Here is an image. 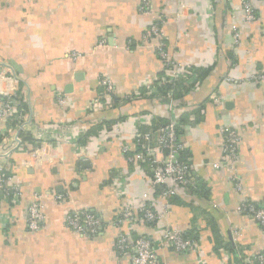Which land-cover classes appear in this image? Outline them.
<instances>
[{
    "label": "crops",
    "instance_id": "crops-1",
    "mask_svg": "<svg viewBox=\"0 0 264 264\" xmlns=\"http://www.w3.org/2000/svg\"><path fill=\"white\" fill-rule=\"evenodd\" d=\"M150 1L145 13L142 0H0V69L16 77L11 86L28 118L23 148L9 158L22 195L0 192V264H133L132 254L117 250L121 233L150 239L155 264H247L264 251V229L237 211L242 202L264 206V80H249L264 70V0ZM247 1L253 21L245 18ZM157 17L170 50L195 77L173 102L152 92L165 74L158 38H146ZM103 76L116 99L91 110L106 98ZM172 118L188 144L191 184L159 224L120 222L125 207L150 190L146 163L129 162L122 144ZM9 125L0 120V139ZM60 125L66 129L53 134ZM223 127L240 135V189L229 169L213 166L223 157ZM45 129L41 142L34 135ZM38 196L45 220L31 231L28 208ZM77 211L98 216L100 231L73 229L66 218ZM162 227L197 238L198 246L162 245Z\"/></svg>",
    "mask_w": 264,
    "mask_h": 264
},
{
    "label": "built area",
    "instance_id": "built-area-1",
    "mask_svg": "<svg viewBox=\"0 0 264 264\" xmlns=\"http://www.w3.org/2000/svg\"><path fill=\"white\" fill-rule=\"evenodd\" d=\"M245 18L247 21L255 19V11L252 3L247 1L244 3ZM141 10L145 13L152 11L150 0H142ZM146 38H158L156 50L165 66V74L161 77L160 84H170V90L165 93L164 97L171 102L174 101V94L178 90V83L184 85L193 84L195 77L185 70L176 58L174 52L170 50L167 43L166 34L163 31V20L159 17L155 18L150 29L148 30ZM234 40L238 42L237 28H234ZM3 68V67H2ZM9 71V70H8ZM16 77L7 72V69H0V98L2 99V106L0 107V120L4 121L6 125L15 122L11 126L12 132L7 131L1 137L0 141V192L12 199H19L22 195L20 185L13 180V174L10 170L9 158L17 150L23 148L24 137L22 132L26 122L28 121L26 111L24 109L17 110L19 102L15 98V87H12L13 81ZM227 81H232L231 77L226 78ZM249 80L254 82H261L264 80V70L252 74ZM6 81L5 87L1 86V82ZM100 84L103 88L106 98L104 102L90 106L92 109H106L111 105L115 99L113 81L103 76L100 78ZM196 84L192 85L191 90L196 89ZM13 89V90H12ZM152 92L158 94L161 92L153 88ZM216 100L220 96H214ZM129 98V97H127ZM61 104H65L64 98H59ZM62 128L66 129L64 125H60L59 129L51 130L53 134H61L58 132ZM58 130V131H57ZM120 129H117L119 133ZM224 137L223 157L220 161L214 162L215 168L225 167L230 170V180L234 183L237 189L241 188V181L239 178V169L237 163L240 159L238 145L240 142V135L232 128H221ZM45 132L49 130L38 131L34 137L37 140L44 139ZM36 140V141H37ZM188 148V144L184 140L180 124L176 119H170L164 124L156 126V128L138 132L134 136V143L124 142L122 144V151L126 154L129 162H143L146 163L148 172L150 174V190L142 196V199L135 203L129 204L125 207L119 221L124 220L139 221L142 220L148 224H158L164 214H167L172 205L174 197L179 190L191 184L193 177L192 163L190 160L184 158V154ZM41 154V150H37V156ZM154 192H158L163 199V212H158L156 209V199ZM58 199L63 200L64 195H58ZM237 211L241 214H246L253 217L258 224L264 229V206H257L253 203L242 202ZM67 223L78 232L84 235L97 234L102 226L101 219L95 214L88 211H77L67 216ZM45 220L44 204L41 197L36 200L28 208V228L31 231L39 230ZM160 242L162 245L166 243L174 247L178 251L191 250L198 246V239L187 236L185 232L170 227H162ZM117 250L120 254H132L133 264H155L154 245L152 241L146 237L140 236L131 241L125 233H121L117 240ZM264 264V251L259 253L253 262L247 264Z\"/></svg>",
    "mask_w": 264,
    "mask_h": 264
},
{
    "label": "trees",
    "instance_id": "trees-1",
    "mask_svg": "<svg viewBox=\"0 0 264 264\" xmlns=\"http://www.w3.org/2000/svg\"><path fill=\"white\" fill-rule=\"evenodd\" d=\"M187 88H186V85H184L183 83H181V82H179L178 83V90L176 91V93L174 94V98H176L177 96H179L180 94H182L183 93V91L184 90H186ZM170 90V84H167V83H162V84H160V91H161V93L162 94H164L165 95V93H167L168 91ZM15 95V98L17 99V101L19 102V107L17 108V110H20V109H24L25 111H26V107H27V105H26V102L24 101V97H23V95L20 93V91H17V92H15L14 93ZM167 121H169V120H166V121H164V122H159V125H161V124H164V123H166ZM11 124H12V126H14L15 125V122H11ZM11 127V126H10ZM27 139V138H26ZM184 158L185 159H187V157H186V153L184 154ZM157 194H159L158 192H157ZM159 224V223H158ZM187 235V234H186ZM188 236V235H187ZM256 264H258V263H256Z\"/></svg>",
    "mask_w": 264,
    "mask_h": 264
}]
</instances>
